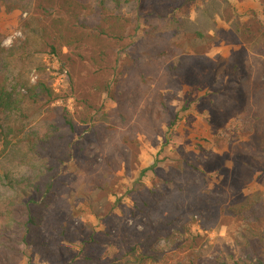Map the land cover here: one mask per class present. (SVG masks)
Here are the masks:
<instances>
[{
	"label": "trees",
	"instance_id": "obj_1",
	"mask_svg": "<svg viewBox=\"0 0 264 264\" xmlns=\"http://www.w3.org/2000/svg\"><path fill=\"white\" fill-rule=\"evenodd\" d=\"M226 12L228 29L218 25ZM0 14L27 15L25 40L0 48V264H264V191L244 192L264 187L258 11L231 0H0ZM220 45L230 55L211 58ZM44 54L84 70L82 130L67 108H51V78L30 84ZM191 90L204 93L215 127L243 118L245 140L226 162L179 154L140 170L139 139H162L161 156L192 108L177 105ZM30 108L38 113L24 123ZM139 170L111 200L118 174ZM221 174L227 184L213 186ZM223 227L230 242L202 234Z\"/></svg>",
	"mask_w": 264,
	"mask_h": 264
},
{
	"label": "rangeland",
	"instance_id": "obj_2",
	"mask_svg": "<svg viewBox=\"0 0 264 264\" xmlns=\"http://www.w3.org/2000/svg\"><path fill=\"white\" fill-rule=\"evenodd\" d=\"M231 3L242 12L256 10L260 13V18L264 22V3L261 0H231ZM195 10V9H194ZM226 11L231 12V9H226ZM26 14L20 17L19 15H5L0 14V48L5 50H11L13 46L25 40V35L21 31V28L24 27L25 23L22 19H26ZM22 18V19H21ZM225 22L221 19H218V25L220 27L228 29L229 23L227 22L228 13H225ZM64 54L68 53L67 49H64ZM230 55V47L226 45H220L215 47L209 54V56L215 59L217 56L228 57ZM35 61L37 62L40 68V71L37 67L33 68L28 75L29 82L31 85H36L40 80L41 75H46L50 79L51 88L53 94L58 98V102L51 106V108H67L69 112L74 116L75 123L82 130L85 126L81 125V117L78 113L80 110L81 115L84 114V110L76 109L77 106V95L87 91L82 85L84 75V70L76 66L70 71L66 68L63 63L56 58L48 56L46 54L35 56ZM69 74H72L74 79V87L71 83V77ZM191 97H189L188 91L183 93L180 97V100L177 102L178 108H181L185 101L192 102V108L182 114L183 120L177 127L176 132L172 135V143L164 149V153L161 156H157L161 151L162 139L159 140L158 144H153L150 141L145 140V138H140V170L152 166L157 158L163 160L166 157H176L187 156L190 160L195 163L204 160L208 153H212L220 157L221 162H226L224 156L227 152L231 151V147L238 146L241 143V140L244 141L240 136L245 131L246 122L243 118L238 117L230 120L224 125V128L215 127V123L212 119V113L208 109L207 104L201 99L204 93L197 92L196 90H191ZM22 94H25L24 90L21 91ZM50 108V109H51ZM38 109L30 108L27 111L28 120H23L24 123H28L31 119L34 120V117ZM44 119H52L50 116L44 114ZM210 118V120H209ZM209 120V121H208ZM231 144V145H230ZM3 143L0 141V151L2 150ZM194 154V156H192ZM212 166L213 164H209ZM165 166V165H163ZM139 171L126 175L123 172L118 174L119 183L116 187L111 189L112 196L111 200L122 197L128 190L133 187V184L139 176ZM154 176L150 173L147 177L142 178L141 182L145 187H151V183ZM227 178L225 174L220 176H215L211 184L213 186H219L221 183L227 184ZM220 183V184H219ZM212 187V186H211ZM257 191H264V187L261 185V181L252 183L247 186L244 190L245 193H252ZM86 217L89 218L87 215ZM129 226H132L134 221L129 220ZM137 230H142L141 226L137 227ZM195 232H198V229L194 228ZM209 237V240H213L215 237L220 236L224 238L227 242L230 240L227 237L228 230L223 227L217 233L206 234L202 233ZM205 242V241H204ZM203 242V243H204ZM161 247L165 246L164 242H161ZM27 260L24 259L20 264H26ZM150 264H161V263H150Z\"/></svg>",
	"mask_w": 264,
	"mask_h": 264
}]
</instances>
